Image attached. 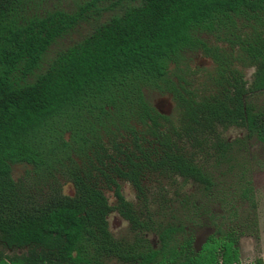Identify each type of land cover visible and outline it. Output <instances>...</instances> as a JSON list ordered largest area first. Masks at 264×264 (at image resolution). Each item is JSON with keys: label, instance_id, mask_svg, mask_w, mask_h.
I'll list each match as a JSON object with an SVG mask.
<instances>
[{"label": "trees", "instance_id": "obj_1", "mask_svg": "<svg viewBox=\"0 0 264 264\" xmlns=\"http://www.w3.org/2000/svg\"><path fill=\"white\" fill-rule=\"evenodd\" d=\"M203 32L228 47L213 52ZM184 46L218 57L185 92L167 76ZM166 81L174 117L143 97ZM262 93L264 0H0V264H243L239 236L257 231L246 174L264 148V108L248 99ZM231 124L248 130L231 138ZM14 162L29 166L15 177ZM167 173L197 177V196L143 192L134 208L118 195L132 234L115 236L103 184L119 175L142 191ZM235 179L239 194L216 192ZM225 209L231 226L214 219Z\"/></svg>", "mask_w": 264, "mask_h": 264}, {"label": "flooded vegetation", "instance_id": "obj_2", "mask_svg": "<svg viewBox=\"0 0 264 264\" xmlns=\"http://www.w3.org/2000/svg\"><path fill=\"white\" fill-rule=\"evenodd\" d=\"M203 36L205 40L210 42L211 44L214 45L213 52L216 51V46L219 45L220 47H225L227 48V41L224 39H219L213 34H209L206 32H203ZM222 50V49H221ZM197 52L202 56V59H208L211 64L210 65H202L201 61L197 63ZM176 59L175 61H171L168 68H167V76L169 79L173 80L178 88L182 91L185 92L186 88H191L192 86L197 85V80L200 79L201 74L204 73L207 70H212L214 67L218 64L217 58L211 54L202 49L201 47L197 46H184L180 49L178 54H176ZM248 70L246 69L245 72V77H248ZM170 86L169 88L166 86ZM165 88L163 89H158V88H153V87H143V97L146 100V103H148L155 111H157L160 115L164 116H169V117H174L177 116V107L180 106V100L176 99L177 96L174 94V92L171 90V84L169 81L164 82ZM154 92L160 95H165L162 100L155 101L153 98H151L148 94V92ZM260 96V94H259ZM250 98H255V97H250ZM248 99V101H251V99ZM253 100V99H252ZM252 103V101H251ZM253 106H258L261 108H264L260 103H252ZM231 127H237L240 128L242 131L241 134L236 135V136H230L231 138H235L238 136H242L243 133L247 132V127L244 125H236V124H231L228 127L221 128L222 132L224 134V131ZM227 135V134H225ZM197 161V157L195 158ZM29 165V164H28ZM216 176V174H215ZM217 176H223V174H220ZM153 177H158L160 178V183L158 180H154ZM114 181L113 183H105L102 186V191L103 193L107 196L108 201L111 205L114 206V208L109 212L108 214V227L110 231L117 237H122V236H128L132 234V229H131V223L129 220L122 214L118 204H119V196L121 195L124 199L128 200L131 203V206L134 208H138V195L143 192H146L148 194L149 200H151L153 194L156 192V194L162 193L164 197H166V202L169 203L171 201H175L173 197H181L186 193L192 194L194 196H197V177L192 178L188 177L186 178L184 175L180 173H174L171 176L167 173L165 175H145L144 178L142 179V191H138L136 186L133 184V182L128 179V178H122L119 175L114 176ZM221 181V179L219 180ZM162 185V188H159V186ZM220 184V183H219ZM226 184H229L231 188L226 189V190H216L218 193H226L229 196L232 195H237L240 193L239 191V182L235 180H228ZM65 185H69V189H65ZM223 185V184H222ZM245 185V184H243ZM128 187V188H127ZM130 190L132 193V198H128L127 195L125 194V189ZM63 191L67 192L69 194L74 193V186L71 181H67L63 184ZM118 191V194H117ZM197 202V201H196ZM150 209H152L150 207ZM222 211L219 213H216L214 216V219L217 220L218 218L222 217ZM232 213V211H228V214ZM170 212L167 210L165 217L166 219H170ZM113 217L114 220H120L121 222H127L128 223V233L125 234H119L115 233L112 230V226L110 223V219ZM197 219V217H196ZM216 222L220 223L219 220ZM222 222V221H221ZM223 225V224H222ZM200 231V232H199ZM198 233L196 231L195 237L193 240V243L195 245L196 249H199L201 246V243L207 236V234L211 231L210 225H204L201 226L199 229ZM146 235L149 237V240L155 245V236L153 232H146ZM241 238V235L239 236V240ZM239 243V241H238ZM240 247V246H239ZM241 255V251H240ZM240 262H241V256H239ZM223 262L220 259V264ZM242 263V262H241Z\"/></svg>", "mask_w": 264, "mask_h": 264}, {"label": "rangeland", "instance_id": "obj_3", "mask_svg": "<svg viewBox=\"0 0 264 264\" xmlns=\"http://www.w3.org/2000/svg\"><path fill=\"white\" fill-rule=\"evenodd\" d=\"M228 43V42H227ZM201 61L202 65H210L211 62L208 59H202V56L197 52V63ZM250 69L248 70V74ZM149 96L153 98L155 101L162 100L166 94L160 95L157 93L148 92ZM252 103H260L264 107V93H262L259 97L250 98ZM253 99V100H252ZM242 131L240 128L231 127L224 131V134H229L230 136H236L241 134ZM256 145L253 146L255 148ZM259 163H253V167L249 169V174L246 175L250 176L252 179V185L254 187V199L256 201V219H257V231L255 234L243 233L241 234V238L239 240V246L241 251V262L243 264L248 263L252 259L257 256H261L264 260V148H261L259 151L258 159ZM29 165L25 162H14L12 164V174L13 176L17 177L24 173L25 169ZM128 188V187H127ZM65 189H69V185H65ZM125 189V188H124ZM125 194L128 198H132V193L130 190H124ZM239 202V201H238ZM239 208V217L238 220L240 222H247L249 218V202L243 201L241 204H237ZM219 208V206H216ZM224 214L227 216H222L218 218L220 222H223V225H233L232 213L228 214L227 209H225ZM216 220V221H217ZM110 223L112 226V230L115 233L125 234L128 233V223L121 222L120 220H114L113 217L110 219ZM200 232V231H199Z\"/></svg>", "mask_w": 264, "mask_h": 264}]
</instances>
